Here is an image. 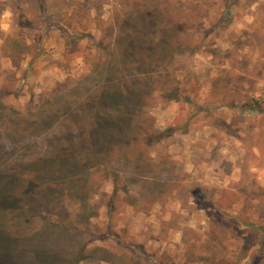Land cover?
<instances>
[{"label": "rangeland", "instance_id": "1", "mask_svg": "<svg viewBox=\"0 0 264 264\" xmlns=\"http://www.w3.org/2000/svg\"><path fill=\"white\" fill-rule=\"evenodd\" d=\"M0 264H264V0H0Z\"/></svg>", "mask_w": 264, "mask_h": 264}, {"label": "trees", "instance_id": "2", "mask_svg": "<svg viewBox=\"0 0 264 264\" xmlns=\"http://www.w3.org/2000/svg\"><path fill=\"white\" fill-rule=\"evenodd\" d=\"M172 20H173V18H171V19L168 18L167 21L170 23L169 25L174 26L175 24L171 22ZM146 44H147L148 47L151 46V42L149 44L147 42ZM18 46L21 49V51H23L24 48H26V46L21 45V44H18ZM154 47L155 48H149V49H151L150 52L153 51V50L158 52V50H159L158 47L159 46L155 45ZM159 51H161V50H159ZM105 94H107L108 98L114 99V101L117 99V98H115V96L122 97L121 93L117 94V93H113V92L112 93L107 92ZM102 97H103V95H102ZM102 97H100L102 102L100 101V98H98V106H97V108L93 109L90 112L88 110L89 113H86V116H88V118L90 117V119H93L95 117V115H98V114L101 113L102 109H104L107 112V114L109 115L110 119L108 120V122H106V128H105V132H104V133H106V139H107L108 145H100L101 149L103 150V152L107 153V151L114 146L111 143L113 140L114 141H116V140L123 141L124 140V138H123L124 129H125V127H128V125H130V123L132 122L131 121V114H130L132 112V111H130L132 108H130L128 105H124L122 103L121 104L124 105V108H122V109L121 108H116V106H115L116 103H113L114 105H110V104L107 105V101L105 99L103 101ZM121 99H120V101H121ZM64 109H65L64 111H66L67 113H69L71 111V110H69L70 108L68 106L67 107L64 106ZM50 116H54V115L50 114L49 112L43 114L42 115L43 122L46 121L45 120L46 117L47 118L49 117L51 119ZM86 123H87V121L82 123V126H83L82 127V131L83 132L79 136V139L80 138H83V139H80V140H82V142H79V143L82 145L83 142L85 141V142L88 143L87 147H90L91 149H93V145H92L93 135H92V132L96 131V129L91 127L93 125V123H91V120L89 122V126H88V124L86 125ZM86 127H89L88 131H87ZM120 128H123V129H120ZM133 129H135V128H133ZM90 131H91V135H90ZM130 131H132V129H130ZM76 138H78V136H76ZM103 148H107L106 149L107 151H105ZM87 157H89V158H87ZM87 157H84V158L76 157V159H75V170H74V172L72 174V180H67V178L64 177L62 179V184H61L63 188H70L72 190H73V188H75V191L79 190L78 192L83 191V189H85V186L87 184L86 180H87L88 177L86 175L85 176L84 175H78L77 171L80 170L81 168H83L82 167L83 164L84 165L87 164L89 162V159L92 158L91 155H87ZM82 176H84L83 179H82ZM9 194L10 193H6V195L10 198L11 194L10 195Z\"/></svg>", "mask_w": 264, "mask_h": 264}]
</instances>
